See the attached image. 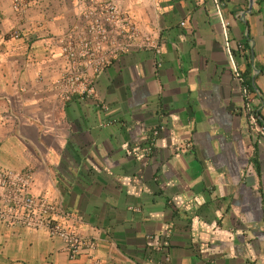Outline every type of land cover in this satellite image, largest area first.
Returning <instances> with one entry per match:
<instances>
[{
	"label": "crops",
	"instance_id": "0c3cea01",
	"mask_svg": "<svg viewBox=\"0 0 264 264\" xmlns=\"http://www.w3.org/2000/svg\"><path fill=\"white\" fill-rule=\"evenodd\" d=\"M86 1L19 14L0 0V168L30 170L32 193L96 247L70 259L60 239L0 224V264H264V132L242 92L264 126V0H218L220 15L212 0H114L155 48L101 70L96 98L62 101L57 38Z\"/></svg>",
	"mask_w": 264,
	"mask_h": 264
},
{
	"label": "built area",
	"instance_id": "2783aa9c",
	"mask_svg": "<svg viewBox=\"0 0 264 264\" xmlns=\"http://www.w3.org/2000/svg\"><path fill=\"white\" fill-rule=\"evenodd\" d=\"M215 3L220 15V3ZM30 0H11L14 12L25 13ZM225 27L226 23L224 22ZM140 32L131 17L122 12L114 0H87L81 20L73 24L57 38L59 52L65 61V69L53 82L62 101L96 98V81L99 72L116 61L121 54L133 47L155 45L150 38H139ZM14 36H17L14 35ZM224 46L232 60V51L227 35L224 34ZM157 47V46H156ZM156 48L155 54H158ZM233 74L242 82L241 72L232 62ZM244 109L247 112L249 129L257 133L264 132L261 117L253 104V93L243 86ZM106 109L105 105H101ZM161 128L152 130V140L159 136ZM32 174L30 170H7L0 168V224L7 227H23L29 230H41L52 238L63 242L65 253L70 259L92 252L96 243L70 229L66 220H75L71 212L42 196H36L31 190ZM167 234L162 236V246L167 244ZM156 239L154 236L148 237ZM161 245L158 248L162 247Z\"/></svg>",
	"mask_w": 264,
	"mask_h": 264
}]
</instances>
